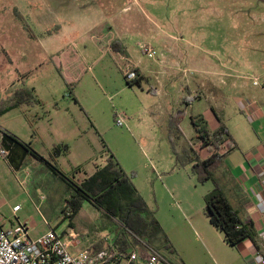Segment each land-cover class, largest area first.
<instances>
[{
	"label": "rangeland",
	"instance_id": "rangeland-1",
	"mask_svg": "<svg viewBox=\"0 0 264 264\" xmlns=\"http://www.w3.org/2000/svg\"><path fill=\"white\" fill-rule=\"evenodd\" d=\"M109 23L111 33L130 36L135 59L153 70L165 48H174L203 59L215 71L237 76L247 90L256 91L259 87L251 80L264 76V0H0V102L8 88L20 83L33 88L40 102L1 115L0 128L47 160L54 157V147L67 146L68 154L55 163L67 175L77 168L91 174L95 164L102 166L113 155L130 170L123 172L138 186L155 217L180 224L182 212L172 207L181 202L163 190L164 179L179 181L183 207L195 211L203 209V196L213 185L199 183L191 169H185L190 166L174 168L166 131L169 116L182 108L178 102L188 92L193 101L202 100L199 106L204 108L218 109L226 100L218 85L213 86L215 81L205 80L199 89L202 79L192 69L181 75L188 84L175 80L172 88L165 86L158 94L151 92L158 85L154 73L140 85L127 87L111 58L101 55L93 42L92 36L100 31L107 37L104 27ZM139 42L150 44L156 56L146 58L136 47ZM217 73L224 79V72ZM182 85L190 86L186 90ZM233 96L225 104L226 113L236 108ZM207 112L215 121L209 108ZM116 113L125 116L123 127L115 126ZM226 116L224 123L231 128L240 117ZM181 129L184 145L194 133L185 118ZM29 161L35 160L27 155L23 168ZM7 164L0 157V224L5 228L17 217L29 225L31 238L48 229L61 234L69 227L90 244L112 235L113 220L87 202L70 226L64 217V188L52 185L42 191L45 200L40 202L32 186L36 179H23V172L9 170ZM35 177L42 175L37 172ZM214 179H219L218 173ZM15 205L21 211L14 215ZM214 233L208 241L202 233L195 239L179 231L177 244L169 240L174 253L163 247L161 236L153 245L174 264H241L221 233Z\"/></svg>",
	"mask_w": 264,
	"mask_h": 264
},
{
	"label": "crops",
	"instance_id": "crops-1",
	"mask_svg": "<svg viewBox=\"0 0 264 264\" xmlns=\"http://www.w3.org/2000/svg\"><path fill=\"white\" fill-rule=\"evenodd\" d=\"M110 26L111 25L109 23L104 27V29L108 30L107 37L106 34L102 35L105 30H103L102 32L100 31L98 35L92 36L93 42L97 46V49L100 51L101 55L103 54L111 58V61L114 62L116 67L121 72L123 79L124 72L127 69L138 70L143 77L142 80H146V75L154 73V80L158 84V89L153 88L151 92L154 94H158L163 88H165V86L172 88L175 80L181 79L182 81L184 79L183 81L188 84V79L186 80V78L181 77V75L192 69L191 71L196 74V77L198 79H202L201 85L198 86L199 89H201V86L205 87V80H212L215 81L213 86L218 85L219 90L222 91L223 97L225 98L226 102L230 99V96L232 97L234 95L233 97H235L236 108H233L232 112L228 111L226 113V102L222 107L220 106V108L218 109L214 107L216 112L222 114L223 120L225 119V114H227V119H232L233 116L236 117V114L240 116L236 117L237 121H234L232 123V128L230 126L228 127L231 135L237 142L238 149L226 156L222 166L216 172L219 174V179H217L216 181L219 183L231 207L237 212L240 220L243 223L250 224L255 233L253 242H251L250 240H244L242 243H240L237 249H234L237 252L240 260L242 261L241 264H253L252 258L257 254L261 255L264 258V218L259 214L256 208L257 203L260 202L264 204V184H262V179L264 178V86L259 87V89H257L256 91L247 90L246 85L244 83H241V81L238 80L237 76L232 75L229 72L226 73L222 70L215 71L213 68L206 65L203 59L200 60L198 57H191V54L183 55L176 52V49L174 48H165V56L162 57V59L158 61L156 65H152V67L154 68L153 70L151 66L143 65L139 59H135L134 49L132 46L133 41L130 40V36L127 34H122L121 32H118V34L111 33V29L113 27ZM114 41H117L120 44V47H122V52H114L110 48V44ZM189 62L190 64H192L191 67L189 65ZM217 72H224V79H219V73ZM26 76L28 75H23V78H26ZM215 76L217 81L215 80ZM169 82H171L170 85L167 84ZM126 86L129 87L127 84ZM189 86L190 85H182L181 88L185 87L187 90ZM202 91L205 92L206 90L202 89ZM199 104H203L202 100L197 102L193 101L191 103V105L187 108V115L185 119H187L190 124L191 117L201 115L208 122L210 129H213L215 127V121L212 120V117L208 115L207 111L209 108V114L212 115V110L214 109L210 107L204 108L202 107V105L199 106ZM36 106H40V102ZM194 106H197V108L196 111L193 112L192 110ZM22 107L30 108L33 106L24 105L19 108ZM116 115L117 113L115 114L114 119ZM210 119L212 122L210 121ZM3 132L6 131L0 128V137ZM29 147H31L30 144ZM68 152L69 150L67 149V152H62L58 157H53L52 155L53 158H51L49 161L55 164L57 158L62 155L68 154ZM27 155L31 156L29 153L24 154L20 166L16 170H14L10 166L7 158L8 154L7 157L4 158V162L8 163L7 166H9V170L12 169L14 171L23 172V179H28V181L30 179H36L35 183L33 181L34 184L32 183V186L39 194L38 196L40 202L42 200H45V196H43L42 191L46 190L47 188H53L52 185H54V187H56L57 189H65V185L33 156L31 157L35 161H29L27 168H23V163L25 162ZM40 165L43 166L44 169H42L41 167L38 169L37 166ZM104 165L105 164H103L102 166ZM102 166L95 164L94 171L91 174H93L95 170ZM119 166L122 171H130L128 168H126L127 166L122 163H120ZM189 168L190 167H186L185 169L187 170ZM37 169L39 171H37ZM37 172L42 175L41 179L35 177ZM91 174L80 172L79 176L85 177ZM135 179H137V177H135ZM46 180H49L50 182H47ZM132 183L137 193L143 198L138 186L134 184V181H132ZM179 187V181L174 179H164L162 183L163 190L168 191L172 195V198H174L176 201L181 202L180 206L179 204L176 205L174 203L175 207L172 208H174L177 212H182V222L180 224H178L176 221H165V223H163L158 215H156V219L159 222L164 234L166 235L168 240H171L173 242V244H177L178 242V238L180 236L179 231L189 233L190 236H193L194 238L195 236H198L199 233H202L209 241L213 236H215L216 233L214 232L219 231L209 223L208 219L203 214V209L195 211L189 207H183V196L181 195ZM210 190L211 187L209 188V191ZM145 203L149 210H151L148 202L145 201ZM70 230L77 235L75 240L76 246L73 250L89 249L92 248L95 242H97L96 240L90 244L86 243L85 241H80L78 233L73 231L71 227H69L67 231L62 232V234L66 235ZM45 232L46 230L42 231L40 234H43ZM113 233L114 232L112 231V235Z\"/></svg>",
	"mask_w": 264,
	"mask_h": 264
},
{
	"label": "trees",
	"instance_id": "trees-1",
	"mask_svg": "<svg viewBox=\"0 0 264 264\" xmlns=\"http://www.w3.org/2000/svg\"><path fill=\"white\" fill-rule=\"evenodd\" d=\"M23 26L27 33L26 24ZM49 34V32H47ZM30 37H33L30 35ZM114 52H122L117 41L110 44ZM136 79L125 83L131 87L139 85L143 77L138 70H134ZM6 99L0 102V116L21 106L39 104L32 88L22 83L14 85L5 91ZM178 102V108L169 116L166 127L167 139L171 151L174 168L182 169L190 166L191 173L196 180L204 184L210 181L212 189L203 197V214L209 223L223 236L224 243L232 248L237 247L244 240L254 241L255 233L250 224L243 223L237 212L231 207L219 183L214 179L215 173L222 166L228 154L238 149L237 142L225 125L222 114L214 110L215 127L210 129L206 119L201 116L190 118L194 136L186 144L181 145L183 139L181 122L187 115V108L193 102L187 94ZM29 154L40 161L54 176L65 185L64 217L71 220L78 214L82 204L87 202L100 214L111 218L115 223L113 228V242L118 250H134L139 245L137 239L154 247L153 241L161 236L163 247L174 253V249L164 234L154 212L149 210L143 198L137 193L130 178L121 170L113 155L109 154L106 164L89 176L80 177L81 169L77 168L71 175L64 174L54 163L45 159L32 150ZM67 146L54 147L53 156L58 157L67 152ZM69 212V215L66 213ZM103 239L92 246L93 251L105 249Z\"/></svg>",
	"mask_w": 264,
	"mask_h": 264
},
{
	"label": "built area",
	"instance_id": "built-area-1",
	"mask_svg": "<svg viewBox=\"0 0 264 264\" xmlns=\"http://www.w3.org/2000/svg\"><path fill=\"white\" fill-rule=\"evenodd\" d=\"M137 47L148 59L156 56V50L148 43L139 42ZM124 76L127 81L136 79V74L131 69H127ZM251 84L254 87H263L264 76L262 80L253 78ZM114 124L123 127L125 116L122 113L117 114ZM7 154V150L0 145V157L6 158ZM256 208L264 218V204L259 202ZM20 209L19 205H15L12 208L13 214ZM76 237L71 230L64 235L48 229L45 233L31 238L29 225L15 217V224L8 228L0 224V264H173L169 258L140 239H137L139 246L136 249L121 251L115 246L113 235H108L102 238L105 249L93 251L91 248L73 250ZM252 263L264 264V258L259 254L254 255Z\"/></svg>",
	"mask_w": 264,
	"mask_h": 264
},
{
	"label": "water",
	"instance_id": "water-1",
	"mask_svg": "<svg viewBox=\"0 0 264 264\" xmlns=\"http://www.w3.org/2000/svg\"><path fill=\"white\" fill-rule=\"evenodd\" d=\"M0 143L2 147L5 148L8 152L7 158H8L9 164L12 166L14 170H16L20 166V163L24 157V154H26L27 152L29 153V149L26 148V146L20 141H18L14 136L10 135L7 132H3V134L1 135ZM18 148L23 149L22 156L18 158L11 157L14 149H18Z\"/></svg>",
	"mask_w": 264,
	"mask_h": 264
},
{
	"label": "flooded vegetation",
	"instance_id": "flooded-vegetation-1",
	"mask_svg": "<svg viewBox=\"0 0 264 264\" xmlns=\"http://www.w3.org/2000/svg\"><path fill=\"white\" fill-rule=\"evenodd\" d=\"M22 154H23V149H19V148L18 149H14V151L12 152L11 157L18 158V157H21Z\"/></svg>",
	"mask_w": 264,
	"mask_h": 264
}]
</instances>
